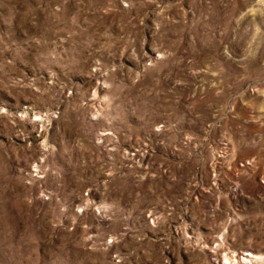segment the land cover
<instances>
[{
	"label": "rangeland",
	"instance_id": "1",
	"mask_svg": "<svg viewBox=\"0 0 264 264\" xmlns=\"http://www.w3.org/2000/svg\"><path fill=\"white\" fill-rule=\"evenodd\" d=\"M0 264H264V0H0Z\"/></svg>",
	"mask_w": 264,
	"mask_h": 264
}]
</instances>
